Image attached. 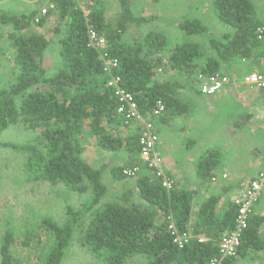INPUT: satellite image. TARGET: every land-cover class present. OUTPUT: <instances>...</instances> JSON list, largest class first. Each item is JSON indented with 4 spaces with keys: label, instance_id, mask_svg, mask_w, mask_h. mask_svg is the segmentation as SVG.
<instances>
[{
    "label": "trees",
    "instance_id": "trees-1",
    "mask_svg": "<svg viewBox=\"0 0 264 264\" xmlns=\"http://www.w3.org/2000/svg\"><path fill=\"white\" fill-rule=\"evenodd\" d=\"M136 1L118 0L119 18L114 23L107 22L103 10L96 6H89L86 15L75 0H50L54 9L40 18L38 11L19 15L0 9V26L11 29L8 38L17 70L15 81L0 89V136L19 123L39 131L33 144L19 146L0 141V147L27 153V173L35 181L62 184L80 195L91 192L79 210L68 208L63 225L50 218L40 221L52 240L42 252V264H63L74 234L83 224L84 243L104 264H127L135 257H142L146 264H209L218 257L223 235L235 226L233 203L220 213V197L214 196L194 216L193 192L176 186L167 191L163 177L141 165L140 134L123 136L118 132L121 125L130 122L118 114L121 103L107 85L109 75L102 56L118 60L119 66L110 76L119 78L120 86L135 97L141 114L148 118L160 103L165 111L158 121H164V117L185 111L177 99L184 84L158 81V70L171 69L195 81L197 74L212 76L237 63L259 66L264 46L258 30L264 27V19L259 17L256 2L263 0L212 1L219 21L232 31L221 38L210 35L215 56L208 58L196 43L178 45L166 58L169 40L156 32L134 44L125 43L124 36L131 28L153 19L133 14ZM48 18L55 19L52 32L59 37L62 59V66L53 74H48L43 64L53 37L33 31L36 20L42 27ZM179 26L187 35L210 33L199 19H185ZM90 32L104 37L106 50L91 45ZM87 129L102 150L129 154L125 166L112 169L115 180L127 178L125 168L140 167L134 188L109 192L103 169H96L82 158L80 137ZM216 166L214 156L203 163L204 179ZM171 223L180 232L191 233L193 239L185 248L173 244L168 230ZM263 224L262 215L250 218L239 257L264 251ZM200 238L205 241L200 243ZM14 243V235L6 233L0 245L1 264H20L12 254ZM223 264L234 261L227 259Z\"/></svg>",
    "mask_w": 264,
    "mask_h": 264
},
{
    "label": "rangeland",
    "instance_id": "rangeland-1",
    "mask_svg": "<svg viewBox=\"0 0 264 264\" xmlns=\"http://www.w3.org/2000/svg\"><path fill=\"white\" fill-rule=\"evenodd\" d=\"M50 0H0V9L12 14H30L38 11L40 18L43 15L42 10L48 8ZM79 8L89 12L90 8L98 7L103 10L107 22H116L119 18L120 6L118 0H75ZM213 0H137L133 6V14L137 16L152 17V21L143 24L139 28L133 27L124 36V42L134 44L142 41L146 35L152 32L164 34L169 40L167 58L172 50L178 45L185 43H196L200 46L201 52L206 58L215 56V52L210 47V35L221 38L232 30L227 29L218 19L214 9L211 7ZM257 9L261 7L264 14V0L257 1ZM263 8V9H262ZM185 19H200L207 26L210 33L206 35H187L180 24ZM38 23L39 21L36 20ZM37 23L33 26V31L48 35L51 34L54 43L48 48L44 57V67L48 74H53L62 66L60 57L59 37L53 34L52 30L56 25L54 18H48L44 26L40 27ZM10 28L0 26V89L7 88L15 81L17 70L14 64V50L11 47V41L8 38ZM205 59L200 60V62ZM251 65L249 62L237 63L227 67L224 72L230 78L240 82L238 75H243L250 70L249 74L259 72L264 73L262 67ZM246 67V68H245ZM253 67V68H252ZM232 68V69H231ZM259 68V69H257ZM249 69V70H248ZM237 74V76H236ZM245 74L243 77L247 76ZM158 81L180 82L185 85L195 84L193 78L181 76L171 69L158 70ZM195 80V78H194ZM158 119L153 120L156 128L164 129L163 125L158 124ZM264 126V118H263ZM169 129V128H168ZM142 124L139 122H130L129 125H121L118 132L123 136L140 134ZM159 131V130H157ZM159 133V132H158ZM260 134L264 137V131L257 132L256 137L243 140L244 147L242 152L245 157L236 159L238 163L230 166L240 167V173L247 159L260 164L258 170L245 173L247 184L245 187L237 188L240 195L248 187V182L258 172L264 170V140L259 139ZM39 131L28 129L23 123L9 127L1 136L3 143L15 144L19 146L35 143ZM258 140V141H256ZM242 141V140H241ZM261 141V142H260ZM80 142L84 148L82 158L90 163L96 169H103V181L109 192L118 193L124 189L134 188V180L126 178L125 180H115L112 176V169L125 166L129 160L127 152H107L97 145V140L90 134L89 129L80 137ZM258 143V144H257ZM243 145H241L242 147ZM234 147L230 152H233ZM182 152V151H181ZM183 156V155H181ZM28 154L22 153L11 148L0 147V245L4 235L11 232L15 237V243L12 247L13 257L20 264H42V252L47 248L52 240L49 234L40 226L43 218H50L58 225H63L68 216V208L79 210L89 199L91 192L80 195L72 192L62 184L52 185L46 181H35L27 173ZM262 163V164H261ZM260 170V171H259ZM249 176V177H248ZM229 177V176H228ZM243 189V190H241ZM212 195V194H211ZM239 195V196H240ZM238 197V196H237ZM223 206L218 211L223 213ZM261 208V207H260ZM264 216V206L260 210ZM88 219L85 220V223ZM84 224L81 225L74 234L70 247L68 248L63 264H104L103 260L98 258L83 241ZM261 236L264 239V231ZM234 264H264V251L249 254L245 258L236 257ZM1 264V257H0ZM127 264H146L142 257L130 259Z\"/></svg>",
    "mask_w": 264,
    "mask_h": 264
},
{
    "label": "crops",
    "instance_id": "crops-1",
    "mask_svg": "<svg viewBox=\"0 0 264 264\" xmlns=\"http://www.w3.org/2000/svg\"><path fill=\"white\" fill-rule=\"evenodd\" d=\"M258 14L264 19L260 6ZM260 64H264V58ZM224 70L220 73L226 74ZM242 76L238 75L240 82L232 80L220 93L210 97L200 92L196 81L192 85L184 84L177 99L185 111L162 118L166 121H158L160 126L167 128L166 131L161 127L157 129L160 136L157 152L163 159V171L177 189L193 192L194 216L200 206L214 196L220 197L219 209L225 206V211L228 210L234 198L241 194L234 190L247 184V170L259 169L260 164L249 159L245 166L240 165L243 166L241 173L238 165L230 166L238 163L236 159L245 157L243 140L264 131V91L245 84ZM259 139L264 140V137L260 134ZM213 156L217 166L210 172V177L204 179L201 174L203 163ZM223 175H227V179ZM255 176L252 175L250 181ZM261 208H257L258 215H261Z\"/></svg>",
    "mask_w": 264,
    "mask_h": 264
},
{
    "label": "built area",
    "instance_id": "built-area-1",
    "mask_svg": "<svg viewBox=\"0 0 264 264\" xmlns=\"http://www.w3.org/2000/svg\"><path fill=\"white\" fill-rule=\"evenodd\" d=\"M54 9L53 4H49L48 8L42 10L43 15H46L49 10ZM86 15L89 12H85ZM258 39L264 46V27L258 30ZM91 45L97 50L104 51L107 48V41L104 37L99 36L95 32H90ZM105 63V72L109 75L108 87L112 88L115 92V96L121 103L118 109V114L124 116L129 122H139L142 124V130L140 133V160L141 165L146 166L150 170H153L159 177H163V186L167 191L174 189L172 180L165 175L163 171V159L157 152V146L160 141V136L157 131L153 120L160 118L165 108L158 103L153 113L148 118H145L139 109L135 97L126 92L120 86V79L111 77V72L117 69L119 62L116 59H108L102 56ZM196 83L199 85L200 92L205 96H214L220 93L231 82L230 78L226 74H214L212 76H204L201 73L197 74L195 78ZM243 82L252 87H256L264 91V73H252L244 77ZM140 167L125 168L123 174L127 178L137 179L139 175ZM224 179H227V175H223ZM236 207L235 226L233 230L226 232L221 241L219 242L218 257L213 259L209 264H223L227 259H235L239 255V250L242 245L243 236L245 230L248 228L249 220L253 215L257 214V208L264 206V170L258 172L256 176L250 181L247 189L244 193L232 201ZM171 233L173 244L179 249L185 248L190 244L193 239L190 232H180L174 223H171L168 227ZM203 243L205 239L200 238L198 240Z\"/></svg>",
    "mask_w": 264,
    "mask_h": 264
}]
</instances>
